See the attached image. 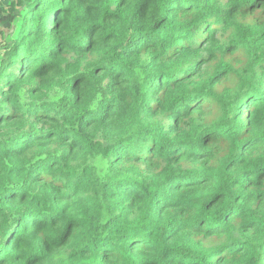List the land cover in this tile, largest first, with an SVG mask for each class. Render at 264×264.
Listing matches in <instances>:
<instances>
[{
	"label": "trees",
	"instance_id": "16d2710c",
	"mask_svg": "<svg viewBox=\"0 0 264 264\" xmlns=\"http://www.w3.org/2000/svg\"><path fill=\"white\" fill-rule=\"evenodd\" d=\"M230 2L243 10L233 12L210 0H135L107 8L100 0H93L92 8L59 0L52 9L46 0H0V52L7 59L5 71L12 69L0 80L7 89L0 98L7 110L0 127L10 134L0 137L5 191L23 190L16 203L40 194L42 207L50 211L63 197L54 187L40 193L31 185L51 169L48 161L75 191L52 231L57 236L66 232L69 221L77 227L65 243L55 245L60 253L40 264H99L101 252L112 254V264H167L169 254L172 264H216L220 257L224 264H264V220L246 204L233 208L237 181L231 175L234 165L253 169L254 183L264 175V140H249L261 139L264 132V89L258 76L264 65V0ZM50 21L59 22L57 31ZM26 27L31 43L40 42L39 55L21 54ZM201 31L208 35L203 48L195 40ZM13 36L16 40L9 39ZM229 49L243 63H234ZM170 51L178 54L169 58ZM73 56L78 59L66 66L63 61ZM205 58L204 69L193 74ZM44 66L48 71L42 75ZM145 70L146 85H159L154 104L130 86L131 77ZM97 92L102 103L91 107ZM244 112L251 114L253 131L241 139ZM165 118L174 126L163 125ZM214 138L223 144L219 154L206 151ZM240 199L247 200L242 194ZM232 210L255 230L226 225ZM180 211L189 222L185 227L203 225L200 232L215 238L205 243L195 231H179L173 214ZM0 214V242L6 244L7 236L23 246L30 225L21 224L12 204L0 208ZM153 224L157 231L146 240L152 250L133 251ZM166 233L173 236L171 248L161 245ZM8 264L16 262L9 258Z\"/></svg>",
	"mask_w": 264,
	"mask_h": 264
},
{
	"label": "snow or ice",
	"instance_id": "6c2138e0",
	"mask_svg": "<svg viewBox=\"0 0 264 264\" xmlns=\"http://www.w3.org/2000/svg\"><path fill=\"white\" fill-rule=\"evenodd\" d=\"M48 6L50 9L53 8V6L59 4V0H46ZM79 3H82L85 7L92 8L93 7V0H78ZM135 0H100V3H102L106 8L113 4H121V5H127L130 3H134ZM210 2H214L217 4H221L224 7L230 8L233 12L240 11L243 9H237L233 3L230 2V0H210ZM241 4H246L247 0H239ZM264 12V9L261 10ZM112 13H109V19L111 18ZM49 27L52 29V31H57L59 28V22H56L55 24L52 23V21L49 22ZM94 35V34H93ZM208 35L206 31H201L198 35L195 36V40L198 43V46L200 48L204 47V44L207 43ZM91 46V45H90ZM187 47V44L185 45ZM62 50V49H61ZM232 50L229 49V55L230 58L233 60V62H239L243 63L241 56H231ZM178 53L175 51H170L168 53V57L172 58L175 57ZM55 55V53H53ZM78 58L77 57H69V59L64 60V64L68 67H70L71 63L75 62ZM205 60H202L198 65H195L192 69V73L195 74L197 72H200L205 67ZM48 67L44 66L41 68V74L47 73ZM258 76L260 81V86L262 89H264V65H262L258 69ZM220 91H223V88L225 86V82L223 78H220ZM110 86V85H109ZM7 89L4 87L2 83H0V98L3 97V95L6 93ZM3 100L0 99V105H2ZM102 103V101H100ZM7 116V110L0 107V125L3 124V121L5 117ZM242 129H243V135L240 137L241 139H244V137H248L249 133L253 131L252 128V118L251 114L244 112L242 113ZM163 125L168 126H174L170 124V121L168 118H165L161 121ZM9 133H7L6 129L0 127V137L6 138ZM261 139H257L256 136L249 137V140L251 143H261L262 140H264V132L260 134ZM152 145H148L147 147H151ZM223 147L222 141L219 138H214L209 141V147L206 149V151H216L218 154L220 153L221 149ZM55 151V149H53ZM146 151V148H145ZM18 159H21L18 157ZM242 159V157H241ZM27 163H32L35 165L34 161H26ZM47 163L51 164V169L48 171L46 175H39L36 177V179L31 181L32 187H37L39 189L40 193H43L44 190L48 189L50 190L52 187L56 189V195L63 197V199H58L54 202L52 208L50 211H45L44 207H47L46 205L42 207V200L41 195L36 194L34 198H30L28 196H23V201H27L24 203L21 201L20 203H16L17 200V194L18 191L22 192L23 190H18L16 188H8L7 191L5 189L7 188V185L4 183V176L2 174V168L3 164L2 161H0V208L4 207L5 204H12V211L19 212V215L21 217V224L24 225H30L29 231L30 236L26 241L22 242L20 240H14L10 237H5V240L7 243L0 242V264H8L9 258L14 259L16 264H25V261H27V264H40V261L44 257H48L49 260H51L52 255L56 253H60V248L55 247V245L63 244L65 243L69 236L72 235V229L77 227L75 223L72 221L68 222V226L66 227V232H59L58 236L56 233L52 231V229L56 228L57 225L61 223V218L64 215V213L68 212L69 205L72 203L73 198L75 196L74 189L68 187V177L61 175L60 170L57 169L55 163H51V161H48ZM124 167L127 168L128 164L127 161H125ZM235 170L232 171L231 175L234 180L237 181L236 184L233 185L234 189H237V191L233 192V199L237 200L238 203L233 206L240 207L241 203L246 204L249 208H251L253 211L258 213L261 217V220H264V175L258 176V178L255 179V183L253 182L254 176H253V169H245V168H239L236 169L235 165L233 166ZM18 171L16 173L17 176L21 175V172L23 171L22 165H17ZM54 170V171H53ZM261 170L264 171V156H262V162H261ZM35 175V173H33ZM116 179H122L121 176L117 175ZM19 183L23 184L24 181L20 180ZM241 185H244V187H241ZM31 190V189H29ZM258 191L260 193V200L257 202H253V199L249 198L246 201H241L240 197L242 195H249L251 192ZM216 195H219L217 193ZM220 199H223V196H220ZM133 203H135L133 201ZM215 201H213V204H210L209 207L214 206ZM195 207V205L193 206ZM59 209V211H58ZM179 210V209H178ZM2 215V214H0ZM160 217H163L164 215V209H160V212L158 214ZM173 216L178 220L181 227L179 231L183 232H189V231H195L199 234L200 237L204 238L205 243L209 241V238L211 237L214 239L213 234H209L208 236H205L203 232H200V228L203 227V225H194L185 227V225H188V220L185 218V213L183 211L179 212V215L177 216L175 213ZM253 220L255 217L252 218ZM160 223H164L165 221L161 219L159 221ZM147 223V222H145ZM226 225H228L231 228H235L237 231H254L255 225L252 224L250 221L246 220L244 216L241 213L236 212L235 210H232L228 213L225 221ZM243 225H247L246 228H243ZM157 231L156 226L149 225L147 228L148 236L140 239L137 241V243L133 247V251L136 249H139L141 251L150 252L152 250V244L146 243V240H150L153 236V234ZM218 232H222V228L216 229ZM178 234V233H177ZM226 234V233H225ZM16 235L15 232L12 233V236L14 237ZM173 236L171 234H165V237L163 240H161V245L165 248H171L172 245ZM155 243V241H153ZM31 248L32 251L28 252L27 249ZM161 257L165 256L164 252H161ZM153 259H157V257H153ZM224 257H220L216 264H224ZM114 260V257L110 252H101L100 253V262L99 264H112V261ZM161 264H163V261H161ZM167 264H172V256L169 254L167 257Z\"/></svg>",
	"mask_w": 264,
	"mask_h": 264
},
{
	"label": "clouds",
	"instance_id": "9594fccd",
	"mask_svg": "<svg viewBox=\"0 0 264 264\" xmlns=\"http://www.w3.org/2000/svg\"><path fill=\"white\" fill-rule=\"evenodd\" d=\"M30 27V26H29ZM127 35L131 36L132 32L131 30L128 31ZM23 36L26 38L25 42L20 44L21 48V54L27 55L29 52H31L34 56L39 55L41 52L40 42L37 41V43L32 44L33 37L29 36L28 28L26 27L25 32ZM9 39L16 40V37H9ZM44 43L46 44V39L44 40ZM31 44V47H28V45ZM7 63V59L4 57V54L0 52V80L4 79L5 76L8 75V72L12 71V69H8V71H5V64ZM148 76V72L145 70L142 75L137 77H131L130 86L133 88H138L141 98H144L145 94H147V98L151 100V102L154 104L156 101V98L159 94V85L155 82L151 84V86L146 85L145 77ZM107 85L105 84V87ZM115 87H120L119 84H117ZM103 91V89H101ZM114 91V90H113ZM115 94V92H114ZM59 99V97L57 98ZM92 103L91 107H96V105L103 99V97L100 95L99 92L96 93L94 97L91 98ZM135 105H133L134 107ZM161 116H163V113H160ZM149 123H151L152 119L149 117ZM147 126V125H144ZM135 130V129H134ZM136 137H132V140H136ZM233 187V186H232ZM247 199L251 198L253 199V202H257L260 200V193L258 191L251 192L250 196L245 195ZM147 222V221H145ZM7 224L5 223V227ZM179 226V225H178Z\"/></svg>",
	"mask_w": 264,
	"mask_h": 264
}]
</instances>
